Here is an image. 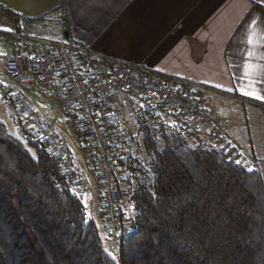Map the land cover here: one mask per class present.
I'll list each match as a JSON object with an SVG mask.
<instances>
[{"label": "trees", "instance_id": "trees-1", "mask_svg": "<svg viewBox=\"0 0 264 264\" xmlns=\"http://www.w3.org/2000/svg\"><path fill=\"white\" fill-rule=\"evenodd\" d=\"M136 120L137 155L120 161L128 232L115 258L49 145L0 120V264H264L261 173L209 141L191 143L187 120L172 128Z\"/></svg>", "mask_w": 264, "mask_h": 264}, {"label": "crops", "instance_id": "crops-1", "mask_svg": "<svg viewBox=\"0 0 264 264\" xmlns=\"http://www.w3.org/2000/svg\"><path fill=\"white\" fill-rule=\"evenodd\" d=\"M45 14L62 16L67 38L81 45L209 87L197 94L212 119L264 164V98H256L264 97V0H64L62 10L59 0H0V74L13 52L10 32L25 20L26 32L41 36L32 22ZM58 24L55 39L66 38ZM9 116L19 130L12 108ZM187 121L208 142L203 126Z\"/></svg>", "mask_w": 264, "mask_h": 264}, {"label": "built area", "instance_id": "built-area-1", "mask_svg": "<svg viewBox=\"0 0 264 264\" xmlns=\"http://www.w3.org/2000/svg\"><path fill=\"white\" fill-rule=\"evenodd\" d=\"M21 25L20 31L10 32L13 52L0 74L1 97L10 101L24 132L45 141L58 157L67 188L81 201L84 189H90L93 199L100 197L107 229L114 237L112 242L106 240L103 228L97 225L106 251L109 245L113 250V258L118 240L128 232L121 223L118 195L126 184L120 161L124 153L135 157L138 145L132 137L124 140L118 130L122 106L112 97L126 104L137 99L151 111L165 106L184 111L203 126L206 139L224 149L236 164L252 173L264 170V164L241 154L212 119L197 94L209 87L101 53L70 38L31 35L24 29L25 20ZM29 89L57 104L56 116H66L75 138L56 121V116L46 114ZM199 134H190V142L197 144Z\"/></svg>", "mask_w": 264, "mask_h": 264}, {"label": "rangeland", "instance_id": "rangeland-1", "mask_svg": "<svg viewBox=\"0 0 264 264\" xmlns=\"http://www.w3.org/2000/svg\"><path fill=\"white\" fill-rule=\"evenodd\" d=\"M32 23L36 24L39 29L37 34L48 38H55V36L52 33V31L55 30L54 27L55 23H59L58 25L62 27L64 34L66 31L65 25L67 24L65 20L62 18V16L57 19L54 18L51 14L50 15L45 14L40 18L35 19L34 22ZM60 32H59L60 37H58L57 39H62V40L67 39V38H62V31ZM2 66L3 63L0 59V69L2 68ZM28 91L33 95L35 102L46 112L48 116H50L51 118L56 116L58 106L55 102L43 98L33 90L29 89ZM112 100L121 103L122 106L123 114L118 118V124H117L118 130L121 133L124 132L125 137L134 138L137 141V145H138V141H140L138 140L139 133L137 131V126H138L136 120L137 116L141 115L142 117H146L148 118L149 121H152L153 123L160 120L171 128L180 125L181 121H185L190 117L188 113L184 111H177V109L171 106L161 107L159 110L153 111L152 114L151 111L149 112L142 111V109L144 110L146 109L139 104V101L137 99H135L131 104L123 103L122 100L118 99L115 96L112 97ZM204 104L206 106L208 105L206 101H204ZM10 109L11 108L9 101L6 102L5 100H3L0 94V120L4 121L7 124L10 132H12L15 135H19V130H16L10 123V116H9ZM56 121L60 125H62V127H64V129H66L72 137L75 138L74 131L71 130L70 125L67 122V118L64 114H59L58 116H56ZM19 129H23V128L19 126ZM72 158H74L73 155ZM82 203L85 207V210L88 213L92 214L95 220L96 218L98 219L97 223L99 226L103 228L104 234L106 236V240L112 242L114 237L110 234L109 230L106 229L104 218L100 217L99 214L101 207L100 197L97 196L96 199H93L92 192L90 191V189H84L82 192ZM125 209L127 210L126 213L130 214L131 207L127 205ZM109 251L111 252V254L113 253V250L111 249L110 245H109Z\"/></svg>", "mask_w": 264, "mask_h": 264}, {"label": "snow or ice", "instance_id": "snow-or-ice-1", "mask_svg": "<svg viewBox=\"0 0 264 264\" xmlns=\"http://www.w3.org/2000/svg\"><path fill=\"white\" fill-rule=\"evenodd\" d=\"M249 43H251V41H249ZM244 94H245V95H249L250 93H249L248 91H245V92H244ZM256 98H258V99H259V98H264V97L257 96Z\"/></svg>", "mask_w": 264, "mask_h": 264}, {"label": "bare ground", "instance_id": "bare-ground-1", "mask_svg": "<svg viewBox=\"0 0 264 264\" xmlns=\"http://www.w3.org/2000/svg\"><path fill=\"white\" fill-rule=\"evenodd\" d=\"M118 245H119V240H118V242H117V246H116V253H117V248H118Z\"/></svg>", "mask_w": 264, "mask_h": 264}, {"label": "water", "instance_id": "water-1", "mask_svg": "<svg viewBox=\"0 0 264 264\" xmlns=\"http://www.w3.org/2000/svg\"><path fill=\"white\" fill-rule=\"evenodd\" d=\"M65 37H66V38L68 37V35H67V31H65Z\"/></svg>", "mask_w": 264, "mask_h": 264}]
</instances>
